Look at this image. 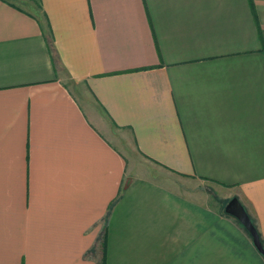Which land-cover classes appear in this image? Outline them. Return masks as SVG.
Returning <instances> with one entry per match:
<instances>
[{
  "label": "crops",
  "instance_id": "0c3cea01",
  "mask_svg": "<svg viewBox=\"0 0 264 264\" xmlns=\"http://www.w3.org/2000/svg\"><path fill=\"white\" fill-rule=\"evenodd\" d=\"M264 0H0V264H264Z\"/></svg>",
  "mask_w": 264,
  "mask_h": 264
},
{
  "label": "water",
  "instance_id": "95a60500",
  "mask_svg": "<svg viewBox=\"0 0 264 264\" xmlns=\"http://www.w3.org/2000/svg\"><path fill=\"white\" fill-rule=\"evenodd\" d=\"M225 212L237 219L240 224L245 228V230L249 233L252 238L253 245L257 249V251L264 256V248L260 242L258 233L252 224L251 219L246 213L244 207L240 204V202L236 198H232L225 207Z\"/></svg>",
  "mask_w": 264,
  "mask_h": 264
}]
</instances>
